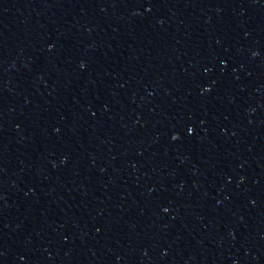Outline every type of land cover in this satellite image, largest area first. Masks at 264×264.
I'll return each mask as SVG.
<instances>
[{
  "label": "water",
  "instance_id": "1",
  "mask_svg": "<svg viewBox=\"0 0 264 264\" xmlns=\"http://www.w3.org/2000/svg\"><path fill=\"white\" fill-rule=\"evenodd\" d=\"M0 264H264V0H0Z\"/></svg>",
  "mask_w": 264,
  "mask_h": 264
}]
</instances>
